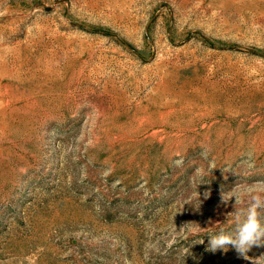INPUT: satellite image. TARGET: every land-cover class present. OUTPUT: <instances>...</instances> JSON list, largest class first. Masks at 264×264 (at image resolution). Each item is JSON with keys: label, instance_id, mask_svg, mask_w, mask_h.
<instances>
[{"label": "rangeland", "instance_id": "rangeland-1", "mask_svg": "<svg viewBox=\"0 0 264 264\" xmlns=\"http://www.w3.org/2000/svg\"><path fill=\"white\" fill-rule=\"evenodd\" d=\"M234 185L264 187V0H0V264H264L208 248Z\"/></svg>", "mask_w": 264, "mask_h": 264}, {"label": "clouds", "instance_id": "clouds-1", "mask_svg": "<svg viewBox=\"0 0 264 264\" xmlns=\"http://www.w3.org/2000/svg\"><path fill=\"white\" fill-rule=\"evenodd\" d=\"M208 195V192L204 193L205 197ZM220 195L222 202H233L231 212L234 213L235 228L230 232L208 234V248L212 251L233 248L247 258L253 246L264 245V187L234 185L230 189H222ZM197 241L203 242V239Z\"/></svg>", "mask_w": 264, "mask_h": 264}, {"label": "bare ground", "instance_id": "bare-ground-1", "mask_svg": "<svg viewBox=\"0 0 264 264\" xmlns=\"http://www.w3.org/2000/svg\"><path fill=\"white\" fill-rule=\"evenodd\" d=\"M59 60V59H58ZM84 61V60H83ZM88 62V61H87ZM59 63V62H58ZM54 66V65H53ZM85 66H87V64L85 65ZM95 66V65H94ZM56 67V66H55ZM79 67V66H78ZM76 68V67H75ZM80 69V68H79ZM82 69V68H81ZM57 70H58V68H57ZM86 71V70H85ZM99 71V70H98ZM96 73V72H95ZM97 74V73H96ZM86 75V74H85ZM56 76V75H55ZM79 76V75H78ZM77 76V77H78ZM94 76H95V74H94ZM76 78V77H75ZM79 79V78H78ZM89 80H91V79H89ZM71 82V81H70ZM116 82V81H115ZM108 83H109V81H108ZM73 84V83H72ZM80 84V83H79ZM71 88V87H70ZM69 89V88H68ZM81 89V88H80ZM77 91V90H76ZM71 93V92H70ZM127 95V94H126ZM68 96V95H67ZM31 97V96H30ZM68 98V97H67ZM128 98V97H127ZM74 105V104H73ZM119 105V104H118Z\"/></svg>", "mask_w": 264, "mask_h": 264}]
</instances>
